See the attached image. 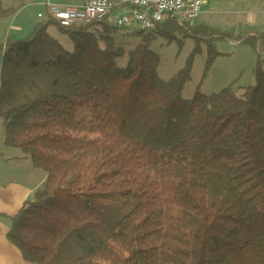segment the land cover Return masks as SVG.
Instances as JSON below:
<instances>
[{"label":"trees","instance_id":"1","mask_svg":"<svg viewBox=\"0 0 264 264\" xmlns=\"http://www.w3.org/2000/svg\"><path fill=\"white\" fill-rule=\"evenodd\" d=\"M16 12L0 0V24ZM51 26L39 23L27 38L0 46L5 146L46 175L7 234L23 260L264 264L260 59L253 86L233 83L185 100L190 62L165 82L160 58L150 50L158 37L171 42L187 34L173 19L154 32L127 33L141 44L124 69L117 61L126 52L116 43L124 29L56 27V37ZM187 29L196 39L242 41L191 24ZM244 44L262 56L264 34Z\"/></svg>","mask_w":264,"mask_h":264},{"label":"rangeland","instance_id":"2","mask_svg":"<svg viewBox=\"0 0 264 264\" xmlns=\"http://www.w3.org/2000/svg\"><path fill=\"white\" fill-rule=\"evenodd\" d=\"M6 3L8 4V1ZM31 4L32 0H10L8 5L17 9L19 13L23 11L29 13L33 26L37 23L36 16L38 13L36 8L32 10ZM261 5L263 6L264 2ZM49 32L56 37L59 35L58 29L54 26L49 28ZM134 32H142V30L139 27H133L129 30H124L116 37V43L123 47L126 52L125 57L117 61V67L120 69L128 66L129 54L141 44L140 38L127 36V33ZM30 34L31 32L25 33L22 37L27 38ZM57 39L68 51H73V45L69 41ZM213 49L218 55L213 54ZM150 50L160 58L158 74L159 78L165 82L173 79L190 62L192 81L183 93L185 100H191L198 92L205 95L219 93L226 88L225 86L228 87L233 83L235 87L253 86L255 84L254 70L259 59L262 62L264 71V53L260 56L248 45L229 47L227 43H220L219 41L213 44L211 38L196 39L195 37L187 36L184 32L178 33L171 42L162 37L156 38L152 42ZM211 57L214 62L205 77L206 65ZM1 65L2 54L0 53V69ZM226 80L230 81L227 82ZM0 122L3 123L1 120ZM4 139V129L0 128V165L4 169V179L6 180V183L0 184V189L31 191L32 193L27 202H33V194L41 187L42 179L46 175L44 172L36 170L29 159L26 164L16 162L15 156L20 154L21 151L5 147L2 144ZM8 158H12V162L7 163L4 161ZM1 219L8 228H11L12 223L11 221L9 222L8 218L3 217Z\"/></svg>","mask_w":264,"mask_h":264},{"label":"crops","instance_id":"3","mask_svg":"<svg viewBox=\"0 0 264 264\" xmlns=\"http://www.w3.org/2000/svg\"><path fill=\"white\" fill-rule=\"evenodd\" d=\"M2 1L6 9H15L8 5L10 4V0ZM6 1H8V4ZM89 1L92 0H32L31 7L32 10L36 8L38 16L46 12L43 8L38 7L39 4L50 2L64 9L68 6H82ZM203 2L204 5L200 18L191 24L193 30L205 29L242 40L241 42L228 39L222 40L221 36H217L213 38V44L219 41L220 43H227L229 47L247 45L244 44L247 38H257L264 34V5H261L264 1L203 0ZM28 18H30L29 13L26 11L19 13L17 10L12 17L4 20L0 24V46L5 45L8 38L20 40L24 39L22 37L23 34L30 32L32 34L39 21L37 18V23L32 26V20ZM199 38H205V36L201 34ZM0 128L4 129L5 132L4 123L0 122ZM2 144L5 146V139ZM15 157L16 162L20 164L27 163L28 158H25L21 153ZM12 160V158H8L4 161L10 163ZM4 177V169L0 165V184L6 183ZM45 180L46 176L42 179L41 186ZM31 193V191L0 189V264H27L19 251L8 241L7 234L10 228L6 226L1 218L6 217L12 223V220L18 215L16 213H19L29 203L27 201Z\"/></svg>","mask_w":264,"mask_h":264},{"label":"built area","instance_id":"4","mask_svg":"<svg viewBox=\"0 0 264 264\" xmlns=\"http://www.w3.org/2000/svg\"><path fill=\"white\" fill-rule=\"evenodd\" d=\"M203 5V0H93L61 9L46 2L38 5L46 12L37 18L42 25L61 29L110 23L120 30L139 27L144 32L156 31L171 18L190 34L188 25L200 18Z\"/></svg>","mask_w":264,"mask_h":264}]
</instances>
